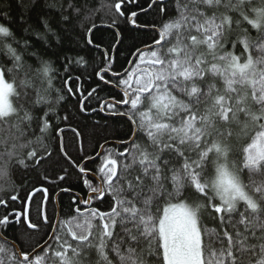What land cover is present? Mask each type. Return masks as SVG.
I'll list each match as a JSON object with an SVG mask.
<instances>
[{"label": "snow or ice", "instance_id": "6c2138e0", "mask_svg": "<svg viewBox=\"0 0 264 264\" xmlns=\"http://www.w3.org/2000/svg\"><path fill=\"white\" fill-rule=\"evenodd\" d=\"M134 6L101 5L133 25L149 11L158 19L145 26L152 42L131 53L129 67L115 70L111 48L101 52L108 66L92 75L120 98L93 107L98 88H82L78 68L87 62L64 42L79 25L93 45L97 25L84 21L99 9L60 0L59 33L44 17L43 32L28 24L18 33L0 4V174L19 168L38 177L31 189L0 186V264H264V0ZM50 37L60 51L49 52ZM72 96L80 114L124 118L126 138L105 139L89 155L85 134L71 127ZM54 154L77 170L79 194L59 187L69 168L51 178ZM45 185L69 193L67 213L49 215L55 192ZM14 224L25 247L5 234Z\"/></svg>", "mask_w": 264, "mask_h": 264}, {"label": "trees", "instance_id": "16d2710c", "mask_svg": "<svg viewBox=\"0 0 264 264\" xmlns=\"http://www.w3.org/2000/svg\"><path fill=\"white\" fill-rule=\"evenodd\" d=\"M60 0H0V4H7L9 6L10 15L16 23L12 24L14 30L18 33L22 30L23 27H27L28 24H31L41 32L44 31L43 25L41 23V18H48L49 22L54 31L59 33L60 27L57 26V21L59 20V5ZM114 0H87L89 9H99L98 11L90 13L92 19L84 21V28H89L93 23L97 25V28L94 30L93 45H86L84 39H82V29L79 25L76 26L75 31L68 34L67 39L64 42V50L69 48L73 51L68 54L72 57H83L87 62V67L84 64L78 65L80 71L84 72V75L81 78L82 88H86L89 91L93 88H98L96 98L92 101L93 105L96 104V99L100 101L104 99H109L110 97H115L116 99L120 98V93L110 88L108 85L102 84L97 76L92 75L93 68L97 65L101 67H107V64H101V60L104 57L101 56V52L106 49L111 48L112 53L116 58L115 70L119 71L124 68H127L128 61L132 58L131 53L135 52L136 48H142L145 44L152 42L153 33L148 30L146 25H151V23L158 19L154 11H149L146 14H141L137 18V25L132 26L129 21H126L122 18H117L115 11H110L107 7H101L102 3L111 4ZM149 0H138L139 7H133L132 10L138 11L140 8H147ZM80 4H84L85 0H79ZM55 5V6H53ZM21 16L26 24L20 23ZM81 19H83L81 17ZM116 20L118 27H114L117 33L111 29L113 27V20ZM3 22V21H0ZM110 26V27H109ZM34 43L37 44V47L43 43L42 41L37 40L35 36L30 37ZM51 48H48V45H44L45 48H48L50 53H56L60 51L56 47V40L54 37H50ZM96 45H99V50L96 48ZM52 59L55 60V56H52ZM136 59V58H135ZM57 68H60L59 63L54 65ZM62 71V68H61ZM79 72L74 73V75H79ZM57 86H59L57 84ZM68 113L71 114V127L76 128L78 131L83 132L84 135V147L86 152L89 155L94 154V151H98L99 144H103L105 139L109 141L119 140L126 138L128 133V125L126 120L122 117H106L103 116L100 112L93 114L91 111H85L83 114H80L76 107V97H70L66 105ZM99 121V124L95 122ZM93 130H95V135H89ZM70 147L68 151L72 154L73 157L77 155L75 147L71 146L72 136L71 133H66ZM52 166L48 168L51 178L54 180L55 176L58 173V170L61 167L69 168L71 173L68 180L60 184L59 187H69L74 186V191L79 192L80 188L77 182V170L70 168L69 164L59 155L54 154L52 157ZM47 161L45 165L47 166ZM88 168L93 169L95 162L89 163ZM91 178V177H90ZM38 179L37 173L35 171H25L24 169L13 168L10 170L8 175L0 174V186H3L7 191L21 185H25L27 189H31L32 184ZM95 183V181H94ZM49 187L50 191H54L55 195L59 192V188H56L54 185H45ZM5 195L0 193V196ZM54 195V196H55ZM54 196L51 203L48 204V213L51 215L54 211L57 213V207L54 202ZM37 200L40 199L39 196L36 197ZM59 203V212L61 209L65 213L68 212L69 205V193H64L58 195ZM19 204V201H17ZM2 211V210H0ZM34 211V205H33ZM63 219V217H61ZM211 227V226H210ZM22 229H18L17 225H12L6 231V235L9 239L15 240L17 245L20 247H25L21 242L18 236V232ZM43 229L40 233H34L33 236L35 239H38L39 236L43 235ZM47 239V237H45ZM35 239L31 241L32 245L35 244Z\"/></svg>", "mask_w": 264, "mask_h": 264}, {"label": "flooded vegetation", "instance_id": "af4514ba", "mask_svg": "<svg viewBox=\"0 0 264 264\" xmlns=\"http://www.w3.org/2000/svg\"><path fill=\"white\" fill-rule=\"evenodd\" d=\"M104 59L106 60L107 59V57H104ZM98 78V77H97ZM99 79V78H98ZM106 80L108 79V77H106L105 78ZM101 83L102 84H105V85H108L110 88H113V89H115V90H117L114 86H112V85H109V84H106V83H104V82H102L101 81ZM118 91V90H117ZM119 92V91H118ZM120 93V92H119ZM72 97H74V96H72ZM104 100H106V99H104ZM104 100H102L101 102H103ZM92 106L93 107H96V104L95 105H93V103H92ZM98 112H100L99 110H97ZM103 116H106V117H111L107 112H100ZM95 167V166H94ZM90 169V168H89ZM77 194H79V192H76ZM54 202H55V196H54ZM55 204H56V202H55ZM56 207H57V212L59 213V203H58V198H57V204H56ZM106 208V205H102L101 206V210H104Z\"/></svg>", "mask_w": 264, "mask_h": 264}, {"label": "water", "instance_id": "95a60500", "mask_svg": "<svg viewBox=\"0 0 264 264\" xmlns=\"http://www.w3.org/2000/svg\"><path fill=\"white\" fill-rule=\"evenodd\" d=\"M130 22V21H129ZM131 24V23H130ZM132 26H136V25H133V24H131ZM110 27V26H109ZM111 29H113L116 33H117V35L119 36V34H118V32H117V30L114 28V27H111ZM143 48V47H142ZM136 57H134V56H132V58L130 59V60H134ZM127 67H129V65L127 66ZM100 150V149H99ZM98 150V151H99ZM87 163V162H86ZM59 193L60 192H57V194L55 195V202H56V204H57V198H58V195H59ZM58 213V212H57Z\"/></svg>", "mask_w": 264, "mask_h": 264}]
</instances>
